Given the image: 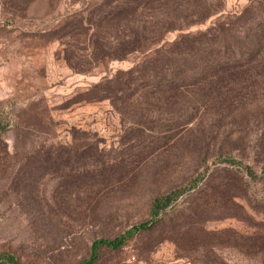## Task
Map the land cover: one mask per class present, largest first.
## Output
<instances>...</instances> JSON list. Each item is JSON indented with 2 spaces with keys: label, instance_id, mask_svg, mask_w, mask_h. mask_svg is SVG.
Returning <instances> with one entry per match:
<instances>
[{
  "label": "rangeland",
  "instance_id": "rangeland-1",
  "mask_svg": "<svg viewBox=\"0 0 264 264\" xmlns=\"http://www.w3.org/2000/svg\"><path fill=\"white\" fill-rule=\"evenodd\" d=\"M99 1L0 0V251L74 263L169 194L153 226L94 264H264V58L179 98L83 99L180 32L112 57L109 36L76 21ZM212 1L211 16L183 29L247 2Z\"/></svg>",
  "mask_w": 264,
  "mask_h": 264
},
{
  "label": "trees",
  "instance_id": "trees-1",
  "mask_svg": "<svg viewBox=\"0 0 264 264\" xmlns=\"http://www.w3.org/2000/svg\"><path fill=\"white\" fill-rule=\"evenodd\" d=\"M213 3L212 0L99 1L87 17L76 21L80 25L85 21L91 29L103 30L101 33L109 36V55L112 57H121L134 50L143 53L148 45L158 42L167 31L179 29L180 32L168 43L144 52L141 59L130 67L92 83L83 99L107 98L111 102L125 103L134 94L145 97L147 93L157 92H170L179 98V95L199 88L205 80L218 77L225 71L238 73L241 70L238 67L264 58V0H247L237 12L217 15L203 28L194 31L183 29L211 16L217 10ZM72 25L70 28L73 30L76 25ZM104 26L109 30L105 31ZM101 45L104 44L95 43V47L101 48ZM189 119V115L178 114L181 126ZM3 127L0 121V129ZM58 151L59 148L54 147L48 153ZM48 157L44 156V159ZM173 197L169 194L154 195L149 202V219L131 224L111 238H93L86 256L71 264H94L102 247L116 250L125 239L149 229ZM0 264L40 263H21L12 252L2 250Z\"/></svg>",
  "mask_w": 264,
  "mask_h": 264
}]
</instances>
